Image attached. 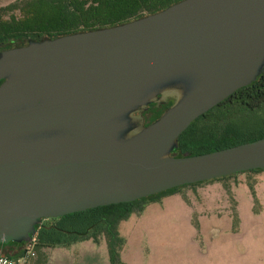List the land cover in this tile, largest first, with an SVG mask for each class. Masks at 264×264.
Returning <instances> with one entry per match:
<instances>
[{
  "label": "water",
  "instance_id": "water-1",
  "mask_svg": "<svg viewBox=\"0 0 264 264\" xmlns=\"http://www.w3.org/2000/svg\"><path fill=\"white\" fill-rule=\"evenodd\" d=\"M263 68L264 0H176L0 47V245L30 240L41 217L264 168V136L172 152Z\"/></svg>",
  "mask_w": 264,
  "mask_h": 264
},
{
  "label": "rangeland",
  "instance_id": "rangeland-1",
  "mask_svg": "<svg viewBox=\"0 0 264 264\" xmlns=\"http://www.w3.org/2000/svg\"><path fill=\"white\" fill-rule=\"evenodd\" d=\"M263 116L264 104L247 118L258 127ZM117 231L114 264H264V169L180 186L145 201ZM102 239L33 248L27 264H111Z\"/></svg>",
  "mask_w": 264,
  "mask_h": 264
},
{
  "label": "trees",
  "instance_id": "trees-1",
  "mask_svg": "<svg viewBox=\"0 0 264 264\" xmlns=\"http://www.w3.org/2000/svg\"><path fill=\"white\" fill-rule=\"evenodd\" d=\"M176 0H9L0 4V47L23 42L26 37L53 35L124 21L155 11ZM264 104V68L247 84L196 116L176 137L173 153L205 152L264 136L261 125H250L247 116ZM248 169L212 179H227ZM185 183L131 201H119L45 218L35 225L34 247L67 244L76 239L102 234L108 260L114 264L122 238L117 231L120 220L133 211H141L147 200L171 193ZM1 246V245H0ZM19 245L11 244L12 253ZM12 251V252H11ZM8 254V253H7Z\"/></svg>",
  "mask_w": 264,
  "mask_h": 264
},
{
  "label": "built area",
  "instance_id": "built-area-1",
  "mask_svg": "<svg viewBox=\"0 0 264 264\" xmlns=\"http://www.w3.org/2000/svg\"><path fill=\"white\" fill-rule=\"evenodd\" d=\"M34 236L24 244L19 245L17 251L12 253H0V264H27L33 255Z\"/></svg>",
  "mask_w": 264,
  "mask_h": 264
},
{
  "label": "flooded vegetation",
  "instance_id": "flooded-vegetation-1",
  "mask_svg": "<svg viewBox=\"0 0 264 264\" xmlns=\"http://www.w3.org/2000/svg\"><path fill=\"white\" fill-rule=\"evenodd\" d=\"M169 102H170V100H168L167 102H160V103H154V102L148 103L147 108L142 111L144 122L147 123L148 121L155 118L161 112V110L169 104ZM45 218H48V217H41L39 222L40 223L43 222ZM35 235H36V230L32 235V236H34V241H36ZM99 235L102 236V238H103L102 240L104 241L103 235L102 234H99ZM88 238L92 239L91 237H88ZM97 239H98V236H97ZM97 239L95 241H97ZM33 248H35L34 245H33ZM10 249H11V244H6L4 246H0V250L8 251ZM33 255H34V252H33Z\"/></svg>",
  "mask_w": 264,
  "mask_h": 264
}]
</instances>
